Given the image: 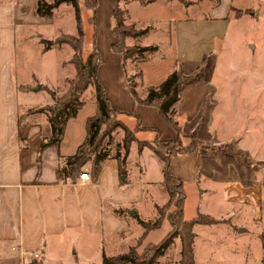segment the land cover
Masks as SVG:
<instances>
[{
	"label": "crops",
	"instance_id": "crops-1",
	"mask_svg": "<svg viewBox=\"0 0 264 264\" xmlns=\"http://www.w3.org/2000/svg\"><path fill=\"white\" fill-rule=\"evenodd\" d=\"M37 1L0 0V264H101L103 257L123 255L130 248L141 253L146 246L159 244L171 230L168 222L164 221L158 230H152L143 237L144 230L138 222H153L157 216L156 208L168 201L165 187L164 191L158 188L163 184L162 162L149 148L138 149L139 142L150 143L155 135L152 133L148 137L145 133L151 132L135 133L136 141L131 144L124 161V184L120 183L119 163L115 156H107L102 162L96 181L90 173L91 163L82 168L89 172L90 181L82 182L79 179L81 172L76 175L74 182L62 181L61 171L65 160L72 157L85 142L86 122L97 114L96 97L92 114H84L83 102L77 115L67 121L62 140L43 146L51 137L48 114L45 111L28 114V111L52 106L54 101L47 90L55 91L53 85H45L35 74H29L28 77L23 75V56L20 51L24 50L20 48L22 42L28 44L33 41L32 27L52 21L35 16ZM90 1L96 4L93 15L96 50L100 60L105 59L98 69V78L111 106L134 113L142 127L157 129L162 140L181 138L183 142V128L178 135L164 122L156 108L134 101L124 77L123 61L120 55L111 51L114 39L110 29V2ZM158 2L162 3L163 0L154 3ZM218 2L219 6L209 16V22L191 19L173 22L176 31L175 61L185 72L191 68V64L202 61L214 51L211 44L207 52L201 51V37L193 39L190 30L197 26L210 28L203 36L213 43L217 36H222L224 27L228 25L232 0ZM84 11L93 12L82 8L81 17ZM40 49L36 48L37 57L47 52L42 53ZM203 88L197 83H187L182 87L179 101L172 108L171 115L177 125L184 114L181 107L194 102L196 104L199 94L195 91ZM145 97L138 98L143 100ZM117 119L129 130L136 127L134 118L120 115ZM132 122L134 125L130 128L129 123ZM199 154L198 150L174 158L171 170L184 187L187 184L199 185V196L203 201L205 192L209 191V184L225 179L220 176L223 175L221 170L224 165L219 161L212 164ZM153 176L155 182L151 179ZM148 180L152 182H147L149 188L146 189L145 182ZM223 183L225 203L236 205L237 212L249 208L252 222L261 225L258 234L264 243V180L259 176L249 180L235 175ZM115 209L121 210L122 215L116 214ZM245 210L240 214L242 218L239 216L238 227L230 224L234 234L239 230L240 250L241 245H247L246 242L241 243V235H246L250 230L242 220L246 219L243 214ZM151 211L155 214L153 220L148 217ZM214 212L198 213L211 217L216 224L198 225L193 229V252L197 264H206L210 259L211 249L207 240L212 236V231L208 228H218L214 230L216 234L225 233L236 237L229 226L225 227V222L230 221L228 213L219 208ZM184 219L189 221L185 211ZM161 230L164 232L159 240L151 241V237ZM258 244L262 245L261 242ZM180 250V240L176 238L157 264H180ZM242 250L246 252V248L242 247ZM33 253H40L41 258L32 259L29 255Z\"/></svg>",
	"mask_w": 264,
	"mask_h": 264
},
{
	"label": "rangeland",
	"instance_id": "rangeland-1",
	"mask_svg": "<svg viewBox=\"0 0 264 264\" xmlns=\"http://www.w3.org/2000/svg\"><path fill=\"white\" fill-rule=\"evenodd\" d=\"M165 2L167 1L163 0L162 3L143 6L139 2L128 0L119 4L124 12L125 26L133 27L136 32H144L142 36L126 38L125 47L128 49L155 47L154 52L144 54L146 61L140 60L137 56L135 60L133 58L123 60L126 83L135 85L138 97H145L149 88L159 86L174 69H181L175 61L176 31L173 22H185L186 19L209 22V16L219 6L218 0H184L183 3L171 0L166 4ZM94 14L90 11H84L82 14L85 33L83 60L94 47L96 49L94 38L96 24L92 20ZM227 22L222 36H217L213 43L209 42L207 36H203L210 28L197 26L190 30L193 39L201 37L199 48L201 51H206L209 44L213 46L214 51L202 61L191 64V68L186 72L181 69L185 84L197 83L205 88L195 91L199 94L196 104L193 101L194 104L181 107L184 114L177 122L180 130L183 128L184 144L187 145L193 140L197 144L201 158H207L212 164L219 161L224 165L221 170L223 175L217 174L225 178L221 179L223 182L235 175L249 180L259 176L264 180V0H232ZM114 25L112 19L110 29ZM33 29V33L31 32L34 34L33 41L28 44L22 42L20 45V48L24 49L20 50L23 56L21 71L26 77L35 74L45 85H53L56 97H61L68 90V80L75 77V67L71 63L73 51L65 44L46 49L47 45L44 42H54L62 36L76 35L72 6L61 5L54 11L52 21L32 27ZM37 47L41 48L42 53L47 52L37 57L35 53ZM104 60H101L103 64ZM95 97V89L90 86L81 99L85 105L84 114H92ZM134 122L129 123L130 128ZM145 135L149 137L152 133ZM123 137L124 132L116 129L102 140L97 152L107 156L119 155L122 160ZM151 179L155 182L154 176ZM147 182L152 181L145 182L146 189L149 188ZM223 182L209 184L207 187L209 191L205 192L203 201L199 196V185H185L187 200L185 217L191 220L203 211L214 212L217 208L225 210L230 217V221L225 222V227L229 226L231 233L234 234L230 224L238 227L239 216L245 209L237 212L236 205L225 203ZM163 187L162 184L158 188L164 191ZM161 200L162 197L159 202ZM244 213L246 219L242 220L250 228L246 235H241V243L246 242V247L241 245V250L239 248V230L234 237L225 233L216 234L214 230L218 228H208L211 229L212 236L207 240L211 253L206 264L264 262V243L258 234L261 225L252 222L249 208ZM148 215L149 220H153L154 211ZM163 232L161 230L154 234L151 241L157 242ZM259 242L262 245L259 246ZM242 247L246 248V252Z\"/></svg>",
	"mask_w": 264,
	"mask_h": 264
},
{
	"label": "trees",
	"instance_id": "trees-1",
	"mask_svg": "<svg viewBox=\"0 0 264 264\" xmlns=\"http://www.w3.org/2000/svg\"><path fill=\"white\" fill-rule=\"evenodd\" d=\"M128 0H109L112 7V19L115 23L111 30L113 43L111 51L114 54L120 55L122 61L136 56L140 60L146 61L145 53H152L155 47H133L128 49L125 47L126 38H135L142 36L143 31H134L133 27H127L124 24V12L119 4ZM146 6L157 0H132ZM170 2L171 0H165ZM178 3H183L184 0H176ZM70 5L73 8L75 21V36H62L54 42L45 41L46 49L54 45L65 44L73 51L71 63L75 67V77L69 81L68 90L61 97H56L53 91L47 90L48 94L54 101L52 106L34 109L28 111V114L47 112L48 121L51 128V137L44 142L43 146L55 144L62 140L64 129L68 120L74 118L78 111L83 106L80 100L81 95L90 87L93 86L96 94L97 114L90 117L86 122L87 137L85 142L80 145L76 153L65 160V164L61 171L62 181L66 179L71 182L75 181L76 175L82 172L88 163H91L90 173L92 179L96 181L101 169L102 162L107 158V155L101 154L98 151L102 140L109 137L116 129H121L124 132L122 141V149L124 151L123 159L120 160L119 155L115 156L118 160L120 183L124 184L123 177L125 176L124 161L129 152L130 146L136 141L135 133L151 132L155 138L152 142H139L138 149L149 148L153 154L162 162L163 168V184L168 193V201L161 207L156 208V219L153 222L139 221L143 228V237L152 230H158L164 221L168 222L171 230L164 239L156 245H148L141 253H137L135 248H130L126 254L116 257H103L101 264H157L159 259L172 247L176 238H179L181 244L180 264H197L194 259V233L193 229L198 225H212L216 221L211 217L203 214H197L192 220L184 219V204L186 200L184 192V184L178 179L171 170V162L174 158L182 155L192 154L198 151L197 144L191 140L189 144H184L180 138L174 140H162L161 134L157 129L142 127L140 119L132 112L121 111L111 106L108 98L105 95V90L98 78V69L101 65L100 55L95 49L87 55L85 60L82 57V49L84 43V29L81 17V9H87L95 12L96 4L90 0H38L35 8V16L39 19L51 20L54 18V11L61 5ZM95 24V18L93 19ZM186 83L182 70L174 69L166 79L156 88H149L145 99L138 98L135 85L127 84L128 90L137 104L151 106L158 110L164 122L170 126L178 135L180 128L176 122L172 120V108L179 101V92ZM120 115L131 117L136 120V127L129 130L117 118ZM22 118L20 117V121ZM93 156L91 159L90 157ZM114 212L122 215L121 210L115 209ZM142 237V238H143ZM41 264V263H38Z\"/></svg>",
	"mask_w": 264,
	"mask_h": 264
},
{
	"label": "built area",
	"instance_id": "built-area-1",
	"mask_svg": "<svg viewBox=\"0 0 264 264\" xmlns=\"http://www.w3.org/2000/svg\"><path fill=\"white\" fill-rule=\"evenodd\" d=\"M79 179L82 181V182H87V181H90V175H89V172L87 170H83L80 175H79ZM68 180V179H66ZM32 259H40L41 258V254L40 253H33V254H30L29 255Z\"/></svg>",
	"mask_w": 264,
	"mask_h": 264
}]
</instances>
